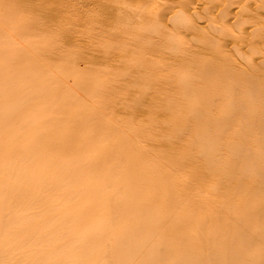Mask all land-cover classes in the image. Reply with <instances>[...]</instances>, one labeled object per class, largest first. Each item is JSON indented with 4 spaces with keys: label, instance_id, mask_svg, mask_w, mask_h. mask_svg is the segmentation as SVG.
I'll return each instance as SVG.
<instances>
[{
    "label": "rangeland",
    "instance_id": "374dc122",
    "mask_svg": "<svg viewBox=\"0 0 264 264\" xmlns=\"http://www.w3.org/2000/svg\"><path fill=\"white\" fill-rule=\"evenodd\" d=\"M6 1L0 0V264H32L26 259L36 257H44L43 261L50 255H41L42 251H36L39 246L44 248V252L51 249H71L69 254L79 253V250L81 253L83 251L79 249L81 246L74 247L67 232L61 234L63 228L59 223L63 221L65 215H61L59 211L64 207L70 210L85 208L80 212L84 215L82 218L79 219L76 215L70 217L83 231L90 219L86 212L89 203L81 200V197L82 199L97 197L93 182L104 174L102 169L106 167L112 170V174L108 175L111 182L105 190L115 196V203L126 205L131 199L129 204L132 209H137L136 206L139 204L149 206L135 215L136 222L159 226V229L172 226L177 232H186L199 238L207 235L211 239L206 240L203 253L225 248L224 241L219 236L223 232L231 234V238L235 239L238 245H243L251 233L264 234V216L254 217L251 214L253 207L262 208L259 214H264V190L261 189L264 187V137L260 135L263 133L256 129L254 133V127H251L250 131V125L245 123L248 118H252L248 117L249 115L256 118L255 120L260 118L258 113H263L264 101L258 100L255 94L250 96L247 92L245 95L249 96V100L251 97L255 100L256 97L262 109L257 106L253 113L257 115H251L250 112L249 114L246 109L239 111L237 115L233 106L230 107L229 104L236 101L240 104L248 102V96L242 97L244 94L242 92L237 93L242 97L237 96V99L236 93H230L232 98L228 95L224 100L212 96L215 100L207 99L209 106H206L207 100L204 98L206 101L204 102L203 97L199 96L198 101L204 103L203 106L206 104L202 107L200 102H194L198 96H194V100L188 98L190 100L187 101L188 105L184 102L187 100L185 95V100L178 94L169 98L162 94L159 96V93L151 91L153 82L150 81H147L151 83H148L150 88L148 86L146 88L145 84L140 85V89L139 87L128 89L124 85L122 87L126 81L124 79L130 75L128 72L134 68L130 58H134L138 52L133 53L129 58L131 62L128 59L126 65L123 59L129 56L130 48L126 42L129 35L121 32L129 26L131 28V25L134 29L133 24L137 19L138 25L135 26L143 25L144 31H139L142 42L137 40L140 41L138 47L134 45L136 47L132 49L140 51L150 45L145 32L152 28L149 26L152 21L147 16L148 19L134 13V9H137L135 0ZM140 1L139 4L144 6L153 0ZM164 1L167 5L172 1L169 8H176L178 11L179 8L174 5L177 0ZM9 2L11 3L8 4ZM10 9H14L11 15ZM127 11L129 12L127 17L135 16V20L132 17L133 19L129 18L131 21L124 16L127 19L125 20L122 12ZM179 11L177 12L179 15L176 13L177 19L173 17L175 21L173 25L171 22L173 19L169 20L171 24L168 21L157 22L159 27L161 25L160 28L164 25L167 28L169 26L175 28L174 32L171 31V27L170 31L164 29L175 33L177 37L183 35L181 39L188 38L186 37L188 32L185 30L182 32L183 27L180 26L179 29L176 22L181 17L188 20L187 17L190 15L187 13L183 17ZM118 14L123 15L117 19ZM138 18L141 20L138 21ZM122 19L133 24L128 22L129 26L125 29L127 23ZM202 19L204 18H201V21ZM117 21H124L121 23L126 24L123 26L116 23ZM184 21L186 20L183 19V23L188 22ZM142 22L148 23V26ZM141 28L139 29L142 31ZM197 32L196 35H203ZM119 34L124 35L121 38ZM125 35L128 37L125 38ZM124 38L126 43L123 41ZM122 41L124 45H121ZM139 45L142 46L141 49ZM165 47L162 48L164 52L169 49L167 51L176 50L179 54L183 50L181 46L175 48L168 46L166 49ZM211 50L216 51V48ZM254 50L249 48L245 53L254 56L256 55ZM122 56L124 58L121 59ZM126 68L128 70L125 71ZM183 69L178 71L179 74H186L187 70ZM72 87H76L75 90ZM77 88L79 92H76ZM143 88L145 91L141 94ZM221 101L228 103L222 104ZM176 102H179L181 108L178 104L179 107H175ZM187 108L189 110H186ZM202 108L213 113L209 111L202 114L201 111H205ZM227 108V112L233 108L234 112L232 111L230 115L234 113L235 116L231 117L235 121L230 117L231 121L226 118L229 116ZM171 109L174 112L168 111ZM218 110L221 112H217ZM224 110L226 114L223 113ZM245 112L248 114L246 120ZM190 115L193 118H190ZM236 115H240L241 119L236 118ZM224 118L228 120L225 121L227 125L230 121L231 128L226 126L227 130L224 126L226 123H221L224 122ZM240 126L245 130H241ZM242 133L247 136L246 140ZM249 133L250 135L253 133L254 137ZM259 142H262V145ZM98 146L103 148L101 152H97ZM257 146L262 150L260 147L257 149ZM233 148L238 149L240 154ZM259 154L262 156L260 159ZM93 166L96 168H92ZM248 171L251 174L247 173ZM256 175L260 176V180ZM114 179L115 182H112ZM40 180L44 185L38 183ZM257 180L262 186L260 183L257 184ZM51 184H58L59 187ZM250 184L253 185L252 190ZM167 187L172 188H169L170 192ZM256 187L260 190L258 191ZM250 190L252 192H249ZM128 212L129 210L126 211ZM9 215H16L21 221L14 223H10L11 220L3 221L10 219ZM50 222L53 225L50 228L54 229L50 233H55L56 237L52 236L53 239L47 244L41 235L49 232ZM23 232L27 233L23 235ZM50 233H47V236H51ZM158 234L155 235L153 242L169 241L167 232L160 231ZM195 248H198L196 244ZM236 251L241 252L245 260H251L256 253L264 251V246L252 245L246 251L233 252ZM178 252L180 251L174 250L165 254L175 255ZM187 260L193 261V258L187 257Z\"/></svg>",
    "mask_w": 264,
    "mask_h": 264
},
{
    "label": "bare ground",
    "instance_id": "6f19581e",
    "mask_svg": "<svg viewBox=\"0 0 264 264\" xmlns=\"http://www.w3.org/2000/svg\"><path fill=\"white\" fill-rule=\"evenodd\" d=\"M1 2H2V0H1ZM134 2H135L134 4H136L135 7L137 9H134L135 12L134 11L133 12L136 15L141 16V17L144 16L146 18V16H147L149 18V20L152 21L151 22L152 24L149 25L152 28L151 29L149 28L150 30L145 28V29H147L145 33H146V36L148 37L149 40L147 38L146 39L148 41H150V45H148V43H149L148 42L146 44L148 46H146L142 50H140V51L135 50V49L133 50L132 48L136 47L140 43V41L142 40V36L140 37V35H141L140 32L144 31V29H143L144 27H143V25L142 26L139 25L142 28L139 26L138 27L135 26V24H137V19L135 20V18H134L135 16L127 17L129 15L128 11H127V13L122 12V13H124V15L118 14L117 15L118 17L116 16L117 19H119V16L121 17V15H123V17L124 16L127 17L128 19L132 18V17L134 18V20L136 21V23L134 22V24H133V22L130 23V21H129V20L132 21L133 18L129 19L126 22L125 20H127V19L125 17H124L125 20L122 19L127 23V24L124 23V24H126L125 26H124V24H122L124 21L123 22L121 21L122 23L118 22L120 20H118L116 22V23H120V25H123L125 27V29L127 26H129L128 22L130 24L134 25L133 26L134 29L137 27L134 30L132 28V25H131L132 29L129 26L131 32L129 31L128 27H127L128 30L126 29L127 31L125 30V31L121 32V33L125 32L124 34L127 33L129 35V37H128V35H125V38L128 37L126 42L129 44V48H130L129 56L127 55V58H124L123 56H125L126 55L125 54L121 57V59L124 58L125 59V60L123 59L124 62H126V61L129 62V60L132 59V64H133L132 66H134V68H132V70L130 69L131 71L128 72V74H130V75H128L127 79L126 78L124 79V81L125 80L126 81L124 82L125 84L124 83L122 84V87L124 85L127 88L128 87H135V89H136V87H139V89H140V85H143V86L146 85V88H148V87L150 88V85L148 86L149 82H147V81H150V82H153V85H152L153 89L151 91L154 92L155 94L159 93V96H160V94H162L168 98L173 97L175 95L177 96V94L179 96L182 95L183 97L185 95L187 98L184 97V99H183L182 96H180V97L182 98V100H185V98L187 99L184 101V102H186V104H187V101H190V100H188V98L194 100V96L195 97L198 96L197 98H195L197 100H195L194 102L198 101L199 96L203 97V100H204V98L206 100L210 99V98H211L210 100H215V99H213V97L217 98V99L224 100L225 98H228V95L230 98H232L230 93H234V94L236 93V95H235V98H236L238 96L237 93L239 94L241 92H242V94L244 93L242 95V97L248 96V95H245L248 92L250 96L252 94L253 95L255 94L256 97L258 98V100H261L262 102L264 101V0H177L178 4L175 2L176 4H174V5H176L177 8H179L178 11L181 9L179 11L180 14H183L181 16L185 17L186 16L185 14H187V13L190 15L189 16L190 18L187 17L188 20L186 19V17L185 18L181 17L180 18L181 21H180V19H178V21L176 22L177 26L179 25V29H180V26L183 27L182 32H184V30H185V32H188L187 34L185 33L186 37H188V38H184V39H181V36L183 37V35L177 34V35H180V37H177L176 35H174L175 33L169 32L170 31L169 29L171 27V26H169L171 24L169 20L173 19L174 16H175L174 19H177L176 16L179 15V13H177L178 11H176L177 10L176 8L175 9L169 8L170 5L172 6V4H171L172 1L170 4H168L169 6L166 4L167 2L165 3L164 0H153L149 4L144 5V6H143V4L142 5L139 4L141 2L140 0H135ZM10 3L11 2H9L8 4H10ZM27 4H28V2H27ZM178 5L181 7H179ZM5 6H7V5H5ZM18 9H19V7H18ZM3 10H1V11H3ZM10 10H11L10 15H11V14H13L12 11H14V9L13 10L10 9ZM136 10H138V12H136ZM55 11H57V10H55ZM27 12H28V10H27ZM119 13H121V11H119ZM176 13H177V15H176ZM15 15H16V13H15ZM6 16H7V13H6ZM6 16H5V19L9 21V19H7L8 16H7V18H6ZM18 16H20V15L18 14ZM141 17H139V18H141ZM145 18H144V21H145ZM148 18H146V19H148ZM201 18H204V19H202L203 22L201 21ZM14 19H12V20L14 21ZM174 19H173V21L171 20L172 25L175 22ZM183 19H185L188 22L184 21L186 23H183L182 22ZM140 20L141 19H139L138 21H140ZM149 20H147V22ZM158 20L160 23H161V21H163V22L168 21L170 24L169 25L166 24V25L169 26V28L164 27L165 25L163 26V28H160L161 25L159 27V23L157 22ZM145 22H142V23H145ZM178 22H179V24H178ZM180 22H182V23H180ZM153 23H155V25ZM156 23H158V27H157ZM147 24L145 23V25H147ZM13 25H14V23H13ZM25 26H27V25H25ZM154 26H156V27H154ZM20 27H21V25H20ZM35 27H36V24H35ZM15 28H13V29H15ZM22 28L24 30V27H22ZM139 28H141L143 30L141 31ZM164 28L168 29L169 31H167ZM36 29H37V27H36ZM173 29H175V28H172V30H171L172 32H174ZM28 30H29V28H28ZM147 31H149V32L147 33ZM197 31L200 32V35L201 34H203V35L202 36H199L198 34L196 35L195 33ZM116 32H119V31H116ZM175 32H177V31H175ZM199 32H197V33H199ZM18 34H19V32H18ZM124 34H122V35L119 34L118 36L120 37V35H121V38H122ZM144 37H145V35H144ZM125 38L123 40L124 42H125ZM137 40H140V41L138 42ZM117 41H118V39H117ZM123 41H122L121 45L122 44L124 45L126 43V42L123 43ZM143 44H145V43L143 42ZM185 44H186L187 48H186ZM134 45H136V46H134ZM165 46L166 47L174 46V48H175V46H177V47L181 46L183 48V50L181 48H179L182 50L179 54H177L176 50L174 51L176 53L167 51L169 49H167L164 52V50L162 48H164ZM141 47L139 45V49H141ZM166 47H165V49H166ZM248 47L252 48V49L254 48L255 50L253 52H256V55L253 56L250 53H249L250 55H248V53L246 54L245 50L248 51V49H249ZM126 48H127V46H126ZM213 48H216V51L211 50ZM209 50H211L212 52ZM136 52H138V55L133 56V53L136 54ZM166 52H169V53H166ZM132 56L135 58V60H134V58H130ZM130 62H131V60H130ZM123 65H124V63H123ZM126 65H127V62H126ZM127 68L125 69V71L128 70ZM157 68H159V69L161 68L162 70L160 69V71H159V69H157ZM183 68L187 70V71L185 70L186 74H184V75L179 74L178 71L183 69ZM117 70H118V68H117ZM151 71H153L152 74L150 73ZM118 72H119V70H118ZM182 72H184V71H182ZM126 73H124L125 74L124 77H126ZM121 74H122V72H121ZM149 84H151V83H149ZM154 84L157 86H154ZM76 87H72V88L74 89ZM142 87H141V89H142ZM78 88L76 89V92H79V91H77ZM139 91H138V93H139ZM144 91L145 90L143 88V91H140L141 94H143ZM151 91H149V92L151 93ZM76 92H74V93H76ZM153 97L154 96H152V98ZM201 97H200V99H201ZM238 97L242 98L240 96H238ZM256 97H255V100H256ZM160 98L161 97H159V99ZM164 99L166 101V98H164ZM175 99L176 98H174V100ZM243 99H241V100H243ZM252 99H254V97H251V99L249 100V96H248V100L250 102L254 101V103H249V101L247 99H244L245 101H248V102H245V104L243 103L244 105L237 103V101L234 103L232 102L233 105H232V103H230L229 105H230V107L233 106L234 111H235V113H237V115H238L239 111H245V109L247 110L246 112H248V113L250 112L251 115H255L256 113L255 114H253V113L256 111L257 106L259 107V101L258 100L255 101ZM226 100L229 101L231 99H226ZM167 101H169V100H167ZM227 101H224V102L228 103ZM198 102H200V100ZM204 102H206V101L204 100ZM207 102H206V104H208V105H206V104L205 105L209 106V101L207 100ZM221 102H222V104L224 103L223 101H221ZM238 102H240V101H238ZM174 103L175 102H173V106H174ZM178 103L176 102L175 107L182 104V101L180 104H178ZM171 104H169V105H171ZM203 104L204 103H201L202 107L205 106V105L203 106ZM192 105L194 106L195 104L192 103ZM226 105H228V104H226ZM229 105H228V107H229ZM171 107H172V105H171ZM182 107H184V106H182ZM199 107H200V104H199ZM210 107H206V108L210 109ZM214 107H212V108H214ZM218 107H219V105H218ZM260 107H261V105H260ZM260 107H259V109H262V107L261 108ZM180 108H181V105H180ZM184 108H186V107H184ZM196 108L198 109V106ZM196 108L194 107L193 109H196ZM220 108H221V106H220ZM233 108L230 109L231 110V111H229L230 113L227 112L228 108L226 109L227 116L229 115L228 117H226V118H228V120H230V118L232 119L231 116H235L234 113H233V115H230L233 111ZM222 109H223V107H222ZM186 110H189V109L187 108ZM203 110H205V111H201L202 114H203V112H206L205 108ZM168 111H173V110L171 109ZM198 111H200V110H198ZM209 111L210 110H208L206 113H208ZM260 111H258V112H260ZM210 112H212V111H210ZM217 112H219V110ZM246 112H245L246 115H244V117L246 116L245 120L248 117H252V118H248V121H245V123H248V125H250V128L248 126L249 130L251 131V129L254 127V129H253L254 133L257 130H258V132L261 131L263 134H260L261 132L260 133L257 132V133L260 135H263V137H264V111H263V113H260V114L257 112L258 116L260 115V118L257 117L258 118L257 120H255L256 118H253V116H250V115L247 117L248 114ZM223 113H225V110L223 111ZM184 114H186V113H184ZM237 115H236V118H238L240 116V115L239 116H237ZM192 116L190 118L194 117V116L193 117ZM204 116L206 118L207 115L205 114ZM204 116H203V118H204ZM218 116H219V114H217V117ZM186 117H187V115H186ZM208 117H209V115H208ZM213 119H214V117H213ZM186 120H187V118H186ZM200 120H202V119H200ZM207 120L209 121V118ZM223 120H224V122H221V123H223V124L226 123L225 121L227 119L225 120V118H224ZM215 121L220 122L219 120H215ZM230 121H229L228 125H227V123L224 125L226 130H227V127L230 126ZM232 121H235V120L232 119ZM187 122H188V120L185 123L187 124ZM237 122L238 121H236V123ZM239 122H241V120H239ZM249 122H251V124ZM182 124L184 125V123H182ZM213 124L217 125L216 123H213ZM192 125H193V123H192ZM246 126H247V124H246ZM230 128H231V126H230ZM248 128L246 127V130ZM243 129L244 128L241 127V130H243ZM255 129H256V131H255ZM234 130L235 129H233V131ZM237 130H235V131H237ZM229 131H230V129H229ZM244 132H246V131H244ZM247 132H249V131L247 130ZM250 133H249V135H250ZM252 134L250 136H252ZM242 135H244V134L242 133ZM244 137H245V135H244ZM244 137H242V138H244ZM246 137H245V140H246ZM252 137H254V136H252ZM229 140H228V142H229ZM250 140H252V138ZM238 141H236V142L240 143ZM231 143L232 142H230V145H231ZM259 143L261 144L262 142H259ZM259 143H256V145L257 144L259 145ZM227 144L229 145V143H227ZM252 144H253V142H252ZM256 145H253V146H256ZM239 147H237V148H239ZM242 147H243V145H242ZM259 147L257 146L256 148L258 149ZM244 148H245V146H244ZM97 149H98L97 152H101V150L103 148L101 146H98ZM228 149H230V148H228ZM260 149H261V147H260ZM235 150H236V148L234 149V151ZM236 151H238V153H239L238 149ZM254 152L256 153L258 151H254ZM229 153H231V152H229ZM261 153H263V151ZM248 155H250V154H248ZM259 156H260V154H259ZM261 157L262 156H260L259 159ZM236 158H234V159H236ZM255 158H256V156H255ZM259 159H258V161L260 163ZM242 160L243 159H241V161ZM255 160H257V159H255ZM232 161H234V160L232 159ZM248 162L249 161H247V163ZM230 164H232V163H230ZM235 164H236V161H235ZM232 166H234V165H232ZM92 168H96V167L93 166ZM233 168H232V170H233ZM229 170H231V169H229ZM102 171L104 172V174L100 175L98 177V180L93 182V186L97 190V194H98L97 197L95 199H91L89 197H84L82 199V197L80 196L81 200H84L85 202L89 203V206L86 208L87 209L86 212L88 213L87 215H88V218L90 220L86 222L87 227H84L83 231H81L79 229L80 225H78L70 217H72L73 215H76L77 217H79V219L82 218L84 215L80 214V212L85 208L80 207V208L75 209V210H70V209L64 207L59 211L61 215L66 216V217L64 216L63 221H60V223H59V225L63 228V230L61 231V234L63 232H67L68 238L73 243V246L74 247H80L81 246V248H79V249H82L83 251L80 253V250H79L80 254L77 252L69 254V251L71 249H61V250L51 249V250H47L44 252L43 251L44 248L39 246L36 248V251H42L43 253L41 255H50V256L45 257V259L43 261H42V259L44 257L27 258L26 260H29L32 264H52L53 262L60 263V264H208L211 262H215L216 264H264V251L256 253V255L251 260H249V259L245 260L244 255H242L241 252H238V251L233 252L235 250L246 251V250L250 249V246H252V245H261L262 244L264 246V234L251 233L250 236L245 239L243 245H241V244L238 245L236 243V240L231 238V234L229 235L227 232H223L219 236H220V238L223 239L225 248H223L222 250L208 251L206 253H203V250L206 248L205 247L206 240L211 239V237H209L207 235L205 237L199 238L193 234H189L186 232H177L173 229L172 226L168 227L167 229H163V228L159 229V226L146 225L145 223L141 224V223L136 222L134 220V217H136L135 215L139 214L140 210L147 209L149 206L139 204L136 206L137 209H132V208H130V204H129V201L131 199H129L127 201L126 205H122V204L119 205V204L115 203V196L111 192H107L105 190V187L111 182V180H109L108 175L112 174V170L110 168L106 167V168H103ZM249 171H250V169H249ZM249 171L247 173H250ZM261 172H262V170H261ZM205 173H207V172H205ZM245 173H246V171H245ZM254 174H256V173L254 172ZM258 175H260L259 172H258ZM261 175H263V174H261ZM254 177H253V179H255ZM259 180H260V178H259ZM112 182H115V179ZM38 183L40 185H44L42 180L38 181ZM259 183L261 184V182L258 181L257 184H259ZM181 184L182 183L180 182V185ZM51 185L59 187L58 184H51ZM250 185H251L250 186V188H251L253 185L252 184H250ZM185 186H186V184H185ZM261 186H262V184H261ZM188 187L189 186H187V188ZM258 187H260V186H258ZM169 188L170 189H172V188L167 187V190L170 192L171 190ZM252 188H251V190H252ZM262 188L264 190V187H261V189ZM240 189H241V187H240ZM93 190H95V189H93ZM251 190L249 192H252ZM257 190H258V188H257ZM257 190H255V191H257ZM254 208L255 207H253V209L251 208L252 209L251 214L254 217H258V215H259V217H260V215L264 216V214H262V213L259 214V212L261 211L262 208L261 209H259V208L254 209ZM128 210H129V212L126 213V211H128ZM9 217H11V218L10 219H8V218L4 219L3 221L11 220L10 223L21 221V219L19 217H17L16 215H9ZM67 222H70V223L67 224ZM50 224H51V222L48 225L49 232H44L41 235L42 240L46 241L47 244L50 240L53 239L52 236L56 237L55 233H50L54 230V229L50 228V227H53V225L52 224L50 225ZM160 231L162 233L167 232L166 236L170 237V238H168L169 241H155V242H153L155 237L157 235H159L158 233ZM25 233H27V232H23V235ZM47 233H50L51 236H47ZM195 244L198 246V248H195ZM174 250H179L180 252H178L175 255L165 254L167 252L174 251ZM187 257H192L193 261L187 260Z\"/></svg>",
    "mask_w": 264,
    "mask_h": 264
}]
</instances>
